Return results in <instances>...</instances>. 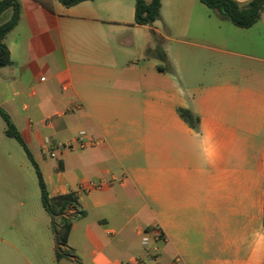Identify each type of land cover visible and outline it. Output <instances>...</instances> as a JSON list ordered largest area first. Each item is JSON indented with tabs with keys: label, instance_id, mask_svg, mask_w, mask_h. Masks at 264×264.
I'll list each match as a JSON object with an SVG mask.
<instances>
[{
	"label": "crops",
	"instance_id": "1",
	"mask_svg": "<svg viewBox=\"0 0 264 264\" xmlns=\"http://www.w3.org/2000/svg\"><path fill=\"white\" fill-rule=\"evenodd\" d=\"M18 2L0 108L50 197L75 193L74 212L85 215L68 242L77 258L57 260L54 236L43 233L25 247L10 242V255L28 264H264V11L241 29L199 0H162V19L139 26L135 0ZM152 32L172 72L147 53ZM180 109L199 117L198 130ZM5 131L0 116V166L13 163ZM82 131L98 142L64 149ZM87 182L112 183L79 193ZM151 228L165 240L145 248Z\"/></svg>",
	"mask_w": 264,
	"mask_h": 264
},
{
	"label": "trees",
	"instance_id": "2",
	"mask_svg": "<svg viewBox=\"0 0 264 264\" xmlns=\"http://www.w3.org/2000/svg\"><path fill=\"white\" fill-rule=\"evenodd\" d=\"M63 5L70 7L90 0H59ZM208 9L215 12L222 20H228L236 27L250 29L258 23L264 11V0H251L241 4L236 0H199ZM13 10L11 19L0 27V68L10 66V51L5 43L7 35L17 26L20 19V3L18 0H0V16L8 9ZM162 0H135V23L139 26H152L162 19ZM152 38L156 46L148 50L161 62L159 70L172 72V67L166 51L162 47V38L152 32ZM182 119L194 130H198L200 119L187 109H180ZM0 116L6 124V135L15 139L24 149L28 159L33 164L38 177L41 191V201L45 212L51 217V227L55 242L56 259L77 258L75 251L69 248L68 242L72 232L74 221L85 215V212H74L78 206L75 193H68L51 198L43 174L36 163L31 151L25 143L22 135L17 130L9 114L0 108Z\"/></svg>",
	"mask_w": 264,
	"mask_h": 264
},
{
	"label": "rangeland",
	"instance_id": "3",
	"mask_svg": "<svg viewBox=\"0 0 264 264\" xmlns=\"http://www.w3.org/2000/svg\"><path fill=\"white\" fill-rule=\"evenodd\" d=\"M10 142L15 146L10 147L13 163L7 166L1 162L0 166V264H28L18 254L10 255L9 243L25 247L27 242H37L43 234L47 239L53 238L51 217L43 208L33 164L17 141ZM50 162L58 164L57 158ZM31 222L38 224L34 231L26 229ZM35 264L47 263L38 258Z\"/></svg>",
	"mask_w": 264,
	"mask_h": 264
},
{
	"label": "built area",
	"instance_id": "4",
	"mask_svg": "<svg viewBox=\"0 0 264 264\" xmlns=\"http://www.w3.org/2000/svg\"><path fill=\"white\" fill-rule=\"evenodd\" d=\"M43 80V79H42ZM76 108H80L79 105L76 106ZM98 141L94 137H90L87 132L82 131L79 133L74 145H69L65 147L64 149L72 150V149H80L84 150L88 146L95 145ZM52 156H55V153L52 154ZM112 182H87L84 184H81L79 186L78 192L81 194H88L92 191L102 189L106 187L108 184ZM165 240V236L159 228H151L148 230H145L142 234V245L145 248H150L152 243H158ZM148 254L150 255V249L148 250ZM136 264H146L144 260H139L136 262Z\"/></svg>",
	"mask_w": 264,
	"mask_h": 264
}]
</instances>
